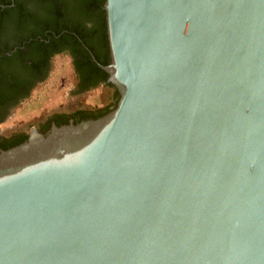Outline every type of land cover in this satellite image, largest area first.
Segmentation results:
<instances>
[{
    "label": "water",
    "instance_id": "1",
    "mask_svg": "<svg viewBox=\"0 0 264 264\" xmlns=\"http://www.w3.org/2000/svg\"><path fill=\"white\" fill-rule=\"evenodd\" d=\"M118 94L0 151V264H264V0H104Z\"/></svg>",
    "mask_w": 264,
    "mask_h": 264
},
{
    "label": "flooded vegetation",
    "instance_id": "2",
    "mask_svg": "<svg viewBox=\"0 0 264 264\" xmlns=\"http://www.w3.org/2000/svg\"><path fill=\"white\" fill-rule=\"evenodd\" d=\"M20 3L24 4V10H15L13 0L0 4V151L24 142L31 129L44 135L51 126L97 119L110 111L118 98L116 90L107 82L106 73L99 68L105 65L99 64L94 56L107 57L108 61L107 47L102 49L99 44H94L95 54L89 51V59L85 58L79 46L65 41L63 29L53 32L36 27L42 14L33 10L26 0ZM20 15L24 18H19ZM65 58L73 75L68 94L79 96L104 88L109 91L107 104L94 109L65 108L64 105L44 111L29 119V123L21 124L17 113L36 99L50 75L52 63L65 61Z\"/></svg>",
    "mask_w": 264,
    "mask_h": 264
},
{
    "label": "trees",
    "instance_id": "3",
    "mask_svg": "<svg viewBox=\"0 0 264 264\" xmlns=\"http://www.w3.org/2000/svg\"><path fill=\"white\" fill-rule=\"evenodd\" d=\"M13 1L15 10L25 9L24 4L20 3L22 0ZM26 1L33 10L42 14V17L39 16L40 21L36 23V27L51 29L53 32L63 29L65 31V41L79 46L80 50L86 55L85 58L89 59V51L94 53L92 48L94 44H99L102 49L107 47L105 15L102 10L104 0ZM5 3H7V0L0 1L2 5ZM27 17L32 18V15ZM19 18H24V16L20 15ZM94 56L101 65H106L109 62L107 57ZM114 106L115 104L112 108Z\"/></svg>",
    "mask_w": 264,
    "mask_h": 264
},
{
    "label": "rangeland",
    "instance_id": "4",
    "mask_svg": "<svg viewBox=\"0 0 264 264\" xmlns=\"http://www.w3.org/2000/svg\"><path fill=\"white\" fill-rule=\"evenodd\" d=\"M72 78L68 59L65 58V61L55 60L52 63L50 75L41 87L42 89L36 99H33L17 113V119H21L18 121L24 125L29 123L34 116L64 105L65 108L80 106L85 109H94L107 104L106 98L109 91L100 87L79 96H70L68 93L71 89Z\"/></svg>",
    "mask_w": 264,
    "mask_h": 264
}]
</instances>
